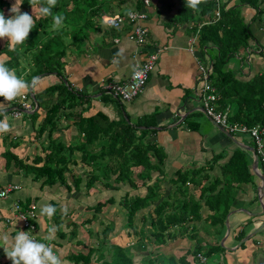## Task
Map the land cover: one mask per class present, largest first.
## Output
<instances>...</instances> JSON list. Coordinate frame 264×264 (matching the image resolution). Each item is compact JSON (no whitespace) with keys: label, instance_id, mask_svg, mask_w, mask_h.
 <instances>
[{"label":"crops","instance_id":"obj_1","mask_svg":"<svg viewBox=\"0 0 264 264\" xmlns=\"http://www.w3.org/2000/svg\"><path fill=\"white\" fill-rule=\"evenodd\" d=\"M96 4L98 6L93 8L94 13L90 17L93 22L88 25L83 44L66 52L63 58L64 80L88 99L82 105V116L100 112L109 120H116L125 114L130 122H136L141 116L153 115L155 125L152 128L155 131L147 140L153 141L163 152V199L167 197V191L175 189L168 181L175 176L174 173L201 168L195 175H201V183L206 177L209 180L220 178L219 165L224 164L234 151H239L247 174L241 181L238 176L232 182L231 198L228 197V209L223 215L221 205L213 213L203 204L198 210V218L187 221L184 228L183 225L174 228L161 241L137 239L139 231L127 225L126 210L121 201L125 192L133 194L140 191H108L98 184L85 194L80 189L74 195L76 192L71 190L67 193L58 184L41 186L32 180V175L15 171L12 165L6 166L2 154L6 150L26 162L36 154L41 155L40 145L46 134L35 137V131L45 108L54 102L56 96H42L37 105L32 94L39 93L59 79L53 73L39 74L34 77L37 78L35 87L21 94L32 100L31 110L23 111L17 117L11 115L12 103L18 102L20 96L0 105L6 108L10 124V130L0 134V188L7 182L19 186L5 198H0V237L7 235L11 241L17 231L30 232L37 241L52 246L62 264H77L69 255L85 254L89 249L92 251L87 264H112L117 247L124 250L130 264H264V187L258 188L260 181L256 176L262 175L261 168L258 161L255 168L252 165L253 153L247 147L253 148V143L247 133L228 132L232 140L202 112L199 97L203 77L198 65L208 69L212 55L207 51L210 45H197L196 22L179 19V0H147V3L142 0H96ZM133 10L145 15L138 22L147 30L145 44L142 45L126 37L129 23L124 22L119 28L103 23L108 15H125ZM251 13L248 7H241L244 19H248ZM255 36L264 47V35L257 31ZM148 51H156V60L143 88L133 99L118 101L101 91L102 83L125 80ZM255 54L241 53L229 60L228 66L238 71L239 79L245 80L255 72H264V61ZM5 58L3 55L0 62ZM27 72L21 71L25 74L23 79ZM32 80L28 83L31 84ZM0 102H4L3 97H0ZM39 109L41 111L38 112ZM34 111L35 115L31 116ZM2 119L4 116H0ZM190 123L191 129L188 127ZM57 124L52 135H60L64 142H70L76 133L72 117H61ZM262 145L264 148V133ZM76 161L81 165L79 159ZM83 167L89 169L87 165ZM156 175L157 172H152V179ZM219 187L220 184L216 189ZM105 200L100 210L93 211L97 202ZM15 201L23 205L35 204V218L30 231L25 230L15 218L5 222V217H12L11 206ZM167 201L170 202L171 198ZM55 203L60 213L59 220L38 213L44 205ZM173 207L170 205L168 209ZM62 209L67 210L66 214ZM89 217L90 220L83 222ZM69 222L75 223L77 233L74 237L69 235ZM131 226L140 229L143 224L134 221ZM106 227L107 234L102 238ZM0 264H12L2 247Z\"/></svg>","mask_w":264,"mask_h":264},{"label":"trees","instance_id":"obj_2","mask_svg":"<svg viewBox=\"0 0 264 264\" xmlns=\"http://www.w3.org/2000/svg\"><path fill=\"white\" fill-rule=\"evenodd\" d=\"M95 1L57 0L52 13L61 14L64 22L60 29L51 30L54 33L50 36L47 27H51L52 17H40L38 11L31 8L29 0H21L20 11L33 14L35 27L24 44L18 45L15 51H10L7 41L4 42L0 53H5L7 58L3 62L19 74L16 69L19 49L20 59L26 62L25 65L29 64L25 77L27 82L36 74L51 73L55 74L59 81L48 85L37 94H32L37 105L40 104L42 96H56L54 102L45 108L35 131V137L46 134L45 141L40 145L41 155L36 154L30 162H26L6 150L2 153L6 166L12 165L15 171L32 175V180L38 181L41 186L58 184L67 193H71V190L76 192L74 195L80 189H83L85 194L98 184L108 191H143L133 194L125 192L121 201L126 210L127 225L132 230L139 231L137 239L142 237L144 240L161 241L164 235L168 236L174 228L182 225L184 228L187 221L198 218V210L203 204L213 210V213L221 205L223 215L228 209L227 201L231 198L232 182L236 181L238 176L241 181L247 174L246 164L239 151H234L224 164L219 165L220 178L209 180L206 177L201 183V175L195 177L201 168L189 173L186 170L177 171L173 178L168 179L175 189L167 191V197L163 199V152L153 141L147 140L155 131L152 128L155 125L153 115L141 116L136 122H130L125 114L116 120H109L100 112L82 116V105L88 99L84 94L73 90L64 80L63 58L66 52L83 44L82 39L88 25L93 22L90 19L94 13L93 8L98 6L94 5ZM80 3L85 6H77ZM179 4V19L196 22L197 45H210L212 58L209 61L210 72L207 79L214 89V94L218 96L214 102L215 109L226 116L228 124L250 127L262 121L264 72H255L248 79L241 80L237 76L238 71L228 64L231 58L241 53L251 55L256 52L255 56L264 61V47L255 36L257 31L264 35V0H217V3L214 0H202L195 10L187 7L185 0H179ZM9 5L8 0H0V13H3L5 18L14 15L4 12ZM243 6L252 10L248 19L241 15ZM216 7L218 17L214 18L213 11ZM31 70L33 71L29 73ZM35 113L36 111L32 112L31 116ZM68 116L72 117L76 133L72 140L66 143L60 135L54 136L52 133L60 118ZM188 127L191 129L192 124ZM76 159L81 161V165L77 164ZM82 163L89 166V169H84ZM210 165L209 163L208 166ZM152 172H157L153 179ZM203 176L202 174V178ZM219 184L220 187L216 189ZM168 198H171L170 202L167 201ZM105 202L106 200L97 202L93 211L100 210ZM170 205L174 207L168 209ZM52 206L56 208L52 217L59 220L57 204ZM90 219H83V222ZM134 221H140L143 226L135 229L131 226ZM68 225H71L69 235L74 237L77 233L75 223L69 222ZM107 231L108 227L103 229L102 238L106 236ZM91 251L89 249L85 254L77 252L69 257L73 256L72 259L77 264H87ZM114 251L112 264H130L122 248L117 247Z\"/></svg>","mask_w":264,"mask_h":264},{"label":"built area","instance_id":"obj_3","mask_svg":"<svg viewBox=\"0 0 264 264\" xmlns=\"http://www.w3.org/2000/svg\"><path fill=\"white\" fill-rule=\"evenodd\" d=\"M147 3V0H142ZM217 3V0H214ZM131 13V15H129ZM144 13L139 11H128L125 15H108L104 17L103 23L111 28H119L122 23L127 22L130 24V29L127 33V38L133 40L136 44H145L147 30L144 26L138 22L144 18ZM214 18L218 17V7L213 11ZM157 53L156 51H148L142 61L137 63L130 75L123 81H107L101 84V91L112 96L120 101H129L133 99L143 88L150 71L152 70ZM209 69V68H208ZM208 69L202 65H198V70L203 77L202 86L200 87L201 94L199 100L201 102L202 112L209 117L215 124L219 125L227 132H243L247 133L250 137L254 152L259 162L262 176L264 178V148L262 145V135L264 133V119L254 123L250 127H245L238 124H228L226 116L215 109V100L217 95L214 94V89L207 81ZM33 102L25 95H20L17 106L11 110V115L17 117L21 112H26L32 109ZM18 185L7 182L0 188V198H5L8 194L18 189ZM12 217H5V222H10L11 218H15L19 221L20 225L27 231L33 228L31 221L35 218V204L28 203L20 204L18 201L12 203L11 206ZM29 235H32L29 232ZM33 238V237H32ZM200 261H204V258L199 257ZM220 264V263H217Z\"/></svg>","mask_w":264,"mask_h":264},{"label":"clouds","instance_id":"obj_4","mask_svg":"<svg viewBox=\"0 0 264 264\" xmlns=\"http://www.w3.org/2000/svg\"><path fill=\"white\" fill-rule=\"evenodd\" d=\"M202 0H185V5L197 9ZM21 0L11 7V15L5 18L0 13V39H7V45L10 51H15L18 45H23L28 39L30 31L35 27L33 14L20 11ZM33 11H38L40 17H52L51 30L56 31L61 28L64 17L61 14L53 15L52 9L56 6L57 0H29ZM131 15V13H129ZM36 79L33 78L29 84L25 79L18 77L15 70L8 68L4 62H0V97L4 102L0 105L11 102L30 88H34ZM0 134L10 130V124L6 115V108L0 106ZM41 215L52 217L56 208L50 204L41 208ZM66 214L67 210L62 209ZM0 247L4 249L6 257L12 264H62L60 257L54 252L53 247L46 243H41L32 238L28 232L17 231V234L9 241V237L4 235L0 237Z\"/></svg>","mask_w":264,"mask_h":264},{"label":"rangeland","instance_id":"obj_5","mask_svg":"<svg viewBox=\"0 0 264 264\" xmlns=\"http://www.w3.org/2000/svg\"><path fill=\"white\" fill-rule=\"evenodd\" d=\"M9 2H10V5H9V7L8 8H6L5 10H4V12L5 13H10V9H11V7L16 3V0H8ZM78 1H82V0H78ZM82 5H84V4H82V3H80V4H77V6H82ZM85 6V5H84ZM80 12H83V11H80ZM7 19V18H6ZM47 29H48V34L51 36V35H53V31H51V27H47ZM4 40H7L6 38H4V39H0V44L4 41ZM0 51H1V49H0ZM208 52L210 53V55H212V51L210 50V49H208ZM17 53H19L20 54V52H19V49H18V52ZM19 54H18V58H17V65H16V69L19 71V74H17V72H16V74L18 75V77H23L25 74L24 73H26L28 70H29V64H27V65H25L26 64V62H24V61H22L21 59H20V56H19ZM3 55L5 56L6 54L5 53H0V59H1V57H3ZM26 55V54H25ZM28 55H29V53H28ZM27 56V55H26ZM6 58H7V55H6ZM232 59V58H231ZM231 61V60H230ZM30 62V61H29ZM24 70V73H21V71H23ZM34 70V69H33ZM33 70H31V71H29V73H31ZM37 75H39V74H36V75H34L32 78H34L35 76H37ZM26 77V76H25ZM31 78V79H32ZM30 79V80H31ZM33 91V90H32ZM13 106L15 107V106H17V104H18V102L17 101H13ZM11 111V110H10ZM39 111H41V109H39L38 110V112ZM187 172L189 173L190 172V170L189 169H187ZM120 191H122V189L120 190ZM138 191H141V190H138ZM38 213H41V211L40 210H38ZM75 219H79L78 217H76ZM134 230V229H133Z\"/></svg>","mask_w":264,"mask_h":264},{"label":"water","instance_id":"obj_6","mask_svg":"<svg viewBox=\"0 0 264 264\" xmlns=\"http://www.w3.org/2000/svg\"><path fill=\"white\" fill-rule=\"evenodd\" d=\"M214 123V122H213ZM214 125L218 128V129H220L222 132H224L230 139H232L233 140V137H232V135H230L227 131H225L222 127H220L219 125H217V124H215L214 123ZM252 153H253V160H252V165H253V167L255 168L256 167V165H257V156H256V154L254 153V149L253 148H251V147H247ZM257 177H258V179H259V181H260V185H259V187L258 188H260V189H263V187H264V178H263V176L262 175H256ZM225 224H227L226 223V220H225Z\"/></svg>","mask_w":264,"mask_h":264}]
</instances>
